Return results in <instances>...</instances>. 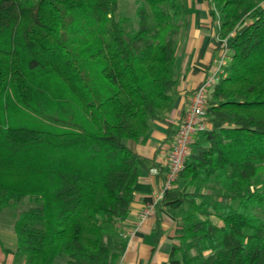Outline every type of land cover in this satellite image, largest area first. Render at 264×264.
I'll return each mask as SVG.
<instances>
[{"label":"trees","instance_id":"1","mask_svg":"<svg viewBox=\"0 0 264 264\" xmlns=\"http://www.w3.org/2000/svg\"><path fill=\"white\" fill-rule=\"evenodd\" d=\"M119 1L0 0V215L13 216L12 264H117L125 251L120 223L148 168L128 142L145 143L173 102L188 6L140 0L132 19L117 15ZM207 1L230 61L207 98L217 125L196 133L157 203L178 217L169 264H264V0Z\"/></svg>","mask_w":264,"mask_h":264},{"label":"crops","instance_id":"2","mask_svg":"<svg viewBox=\"0 0 264 264\" xmlns=\"http://www.w3.org/2000/svg\"><path fill=\"white\" fill-rule=\"evenodd\" d=\"M186 3L187 21L177 36V83L172 91L173 102L161 113L162 122L151 123L145 143L128 142L132 150L145 158L148 168L141 171L133 187L134 198L128 215L120 223L124 230L126 248L117 264H169L178 217L160 204L146 218L140 217V211L163 179L164 160L171 143V139L167 140L168 125L171 130H175L186 110L191 90L210 72L213 60L220 52L208 1L186 0ZM206 121L207 129L217 125V122L210 123L207 118ZM196 139H199L197 134L193 141ZM161 166L163 171L159 172ZM152 169H156V173ZM15 246L13 222L8 228L0 227V264H12L13 256L5 249L13 250ZM182 256L179 254L177 258L183 260Z\"/></svg>","mask_w":264,"mask_h":264},{"label":"built area","instance_id":"3","mask_svg":"<svg viewBox=\"0 0 264 264\" xmlns=\"http://www.w3.org/2000/svg\"><path fill=\"white\" fill-rule=\"evenodd\" d=\"M216 38L219 43L220 52L214 58L210 72L190 92L186 110L176 127L169 151L164 160V175L161 185L150 196L149 200L145 202L140 211L141 218H146L150 215L157 203L162 199L164 193L175 186L179 174L184 167L185 160L191 152L194 135L207 129L205 110L208 95L218 80L225 75L226 67L230 61V50L227 45L230 36L228 35L225 38L216 36ZM156 171V169H152V172L156 173ZM122 236L123 238L125 237L124 234Z\"/></svg>","mask_w":264,"mask_h":264},{"label":"rangeland","instance_id":"4","mask_svg":"<svg viewBox=\"0 0 264 264\" xmlns=\"http://www.w3.org/2000/svg\"><path fill=\"white\" fill-rule=\"evenodd\" d=\"M138 1H140V0H120L118 2L117 15L119 17L125 16L128 18L134 19V9H135ZM129 142H133V141H129ZM195 184L199 185V187L201 188L202 191L205 190V187L203 184H198V183H195ZM191 189H192V186H188V190H191ZM12 222H13V216L11 214V210L6 211L0 215V227L8 228V227H10V225H12ZM123 231L124 230H122V227L120 226V230H119L118 235L121 238H123V236H122V234H124ZM0 253H1V248H0ZM182 255L183 254H180L181 257H183Z\"/></svg>","mask_w":264,"mask_h":264}]
</instances>
